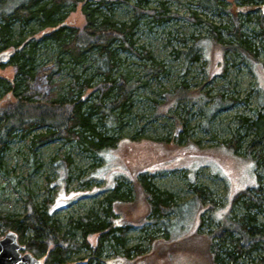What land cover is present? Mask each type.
<instances>
[{
    "label": "rangeland",
    "instance_id": "obj_1",
    "mask_svg": "<svg viewBox=\"0 0 264 264\" xmlns=\"http://www.w3.org/2000/svg\"><path fill=\"white\" fill-rule=\"evenodd\" d=\"M243 7L242 0H219L215 6L205 0H151L148 8L165 9V18L169 19L161 20L157 25L151 22L150 13L145 14L137 26L135 40L166 73L153 79L144 66L148 62L138 56L126 57L125 67L142 78L145 85L138 89L130 123L116 134L121 136L119 149L109 150L102 158H92L75 142L62 140L40 148L33 158L30 142L16 140L4 160L6 174L0 171V210L25 216L28 197L41 203L48 195L49 211L63 226H67L70 219L76 220L87 213L103 218L107 208L106 204H101L103 198L116 183L129 182L128 177H124L128 169L138 171V166L148 161L140 158L149 151L152 184L173 194L181 204L193 198L194 187H204L210 192L215 209L197 217L196 206L187 204L179 210L175 225L166 226L151 216L144 200L115 203L110 221L115 227L126 230L124 241L131 258L125 256L121 245L106 244L102 254L93 255L99 237L96 235L90 239L92 249L79 248L72 252L70 263L212 264L204 234L219 225L229 208L231 213L237 214L238 206H230L231 191L239 193L256 184L255 172H252L246 155L218 153L211 158L216 161L215 156H223L213 166L205 156L216 154L212 152L232 138L241 117L254 120L256 114L264 116V27L257 21L261 18L264 23V4H257V9L249 14L239 11ZM113 9L119 21L129 22L135 16L133 1L115 5ZM67 22L83 27L85 18L77 11ZM238 25L252 43L255 62L244 59L242 54L229 47L230 42L235 41L234 30ZM213 32L219 35L221 42L214 40ZM197 38L207 48L208 58L205 55L206 60L186 64L184 56L178 52L186 50L185 43L191 46ZM53 59V55L48 56L36 77L35 89L46 99L61 93L69 80L63 74L50 77ZM1 68L3 75L14 76L13 68L7 64ZM178 87H185L194 97L202 94L214 101L216 96L224 102L231 99L232 106L221 107L208 115L201 111L199 99L166 108L167 94ZM134 134L139 138L169 142L172 150H163L158 145L154 151L145 145L144 150L135 144L133 150L122 149L121 143L130 140ZM176 143L178 146L174 147ZM63 161L68 164L67 177ZM68 178L66 193H62ZM259 182L264 185V175ZM173 218L175 214L170 215V220ZM7 233L1 232L0 239ZM78 239L80 236L77 235ZM91 255L95 257L89 260ZM252 257L254 261L245 264H257V254Z\"/></svg>",
    "mask_w": 264,
    "mask_h": 264
},
{
    "label": "trees",
    "instance_id": "obj_2",
    "mask_svg": "<svg viewBox=\"0 0 264 264\" xmlns=\"http://www.w3.org/2000/svg\"><path fill=\"white\" fill-rule=\"evenodd\" d=\"M132 1L134 18L129 22L117 20L113 7ZM150 1L0 0V55L11 53L6 64L15 72L12 78L3 75L1 67L6 64L0 62L1 172L6 174L4 160L18 139L30 142L29 150L33 158L40 148L62 140L75 142L92 158H102L109 150L119 149L121 136L116 134L130 123L138 89L145 85L142 78L131 74L125 67L126 57L138 56L148 62L144 66L153 79L166 73L135 40L137 26L145 14L150 13L153 17L151 22L157 25L161 20L169 19L165 18V9H149ZM205 2L215 6L219 0ZM242 2L244 7L239 11H245L244 14L255 11L257 4H264V0ZM77 11H81L85 18L83 27L67 22L70 15ZM257 21L264 27L261 18ZM234 31L235 41L230 42L229 47L242 54L244 59L257 61L252 43L240 31V25ZM213 34L214 40L221 42L219 35ZM185 49L178 54L184 56L186 64L199 62L205 59V55L208 58L207 48L199 38L193 40L191 46L185 43ZM49 55L54 56L50 77L63 74L69 79L61 93L52 99H46L42 92L35 89L38 70L45 66ZM166 97L167 103L163 104L166 108L199 99L201 111L207 115L221 107L229 108L233 102L231 99L224 102L217 96L214 101L202 94L194 97L185 87L176 88ZM255 116L254 120L241 117L232 138L212 152L216 154L205 155L211 166L218 164L216 161L223 154L246 155L252 172H255L252 175L256 176L255 185L247 186L239 193L231 191L230 206H238L237 214L231 213L229 208L219 225L204 234L203 240L209 247L212 264L253 262L255 253L257 264H264V185L259 182L264 175V116ZM133 144L142 149L146 145L153 151L157 145L163 150H172L169 142L139 138L137 134L123 141L121 147L129 150L134 147ZM218 153L223 154L213 160L211 157ZM148 154L140 158L148 161L139 165L138 171L128 169L125 176L121 174L128 177V183H116L103 198L101 204L107 206L103 218L87 213L76 220L70 219L67 226H63L49 211L51 201L48 195L41 203L28 197L25 216L0 210V233L16 232L25 251L41 259L42 264H71L72 252L79 248L92 249L90 239L96 235L99 237L93 255L102 254L106 244L112 247L121 245L125 256L131 258L130 249L126 248L124 241L126 230L115 227L110 221L113 204L144 200L149 205L151 216L166 226L175 225L179 210L187 204L196 206L197 217L215 209V202L210 200V192L204 187H194L193 198L181 204L173 194L152 184ZM64 161L62 163L66 164ZM68 172L66 164V177ZM68 180L62 193H66ZM172 214L175 218L170 220ZM77 235L80 240H76ZM93 255L89 260L95 257Z\"/></svg>",
    "mask_w": 264,
    "mask_h": 264
},
{
    "label": "water",
    "instance_id": "obj_3",
    "mask_svg": "<svg viewBox=\"0 0 264 264\" xmlns=\"http://www.w3.org/2000/svg\"><path fill=\"white\" fill-rule=\"evenodd\" d=\"M262 9L264 12V7ZM10 56V52L1 54L0 62H6ZM0 264H42V260L26 252L17 233L9 231L0 239Z\"/></svg>",
    "mask_w": 264,
    "mask_h": 264
}]
</instances>
